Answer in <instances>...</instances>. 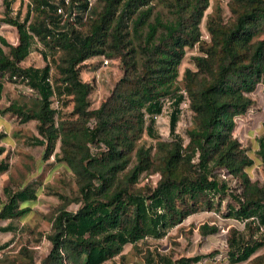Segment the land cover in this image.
<instances>
[{
	"label": "trees",
	"instance_id": "obj_1",
	"mask_svg": "<svg viewBox=\"0 0 264 264\" xmlns=\"http://www.w3.org/2000/svg\"><path fill=\"white\" fill-rule=\"evenodd\" d=\"M5 1L9 9L11 2ZM36 2L35 9L44 14L42 18L30 21L32 9L24 21L13 19L19 32L16 49L0 35V101L5 77L27 81L39 91L41 98L34 106L13 103L5 111L17 115L22 123L39 122L43 138L39 143L46 145L45 158L61 141L63 159L79 179L81 203L76 212L66 206L58 210L54 232L48 237L52 249L41 264H103L121 255L128 244L135 246L147 238L164 237L191 215L215 208L217 196L228 189L217 169L242 179L239 207H230L229 217L244 221L251 234L243 245L230 251L229 258L234 263L264 264V253L253 257L264 247V237H256L264 230V183L250 179L247 168L254 160L233 137L235 118L254 104L250 94L264 83V40L253 43L264 35V0H231L236 21L213 30L211 47L202 44L201 31L210 0H174L173 17L168 20L160 14L152 19V0H105L104 10L85 38L67 27L66 13H59V9L68 7V17L76 10L75 17L82 19L83 13L91 11L89 0ZM144 29L146 36L139 50L119 49L130 42L126 39L131 30L138 36ZM110 35L116 41L117 52L106 51ZM35 39L49 51L63 50L66 54L58 65V87L59 94L73 98L70 119L56 121L50 66L20 65L30 55ZM197 44L202 52L194 57L198 70L188 69L187 77L194 81L200 73H206L210 80L198 88L187 86L196 114L195 126L188 133L189 143L184 146L179 137L171 142L159 141L158 152L163 155L157 169H152V148L141 146L136 150V164L125 173L144 134L154 136L155 117L161 114L167 98L176 102L171 116V133L175 134L179 105L184 99L176 86L179 66L186 48ZM3 46L10 48L9 53ZM106 52L109 57L122 58L124 75L111 95L91 109L92 85L80 74L85 61ZM260 148L264 162V139ZM5 150L0 146V156ZM8 169L9 163H0V175ZM144 172H157L160 178L155 186L134 190ZM37 199V191L30 187L11 194L0 208V222L27 216ZM0 231H12V227H0ZM217 231L216 226H201L204 236ZM22 253L29 257L26 264H35L27 248ZM201 259L200 255L164 259L160 264H197Z\"/></svg>",
	"mask_w": 264,
	"mask_h": 264
},
{
	"label": "rangeland",
	"instance_id": "obj_2",
	"mask_svg": "<svg viewBox=\"0 0 264 264\" xmlns=\"http://www.w3.org/2000/svg\"><path fill=\"white\" fill-rule=\"evenodd\" d=\"M11 6L8 9L5 0H0V35L5 37L11 48L16 49L19 44V32L13 19L24 21L28 11H31L30 21L42 18L43 13L35 9L36 0H9ZM59 3L60 0H54ZM68 3V1H66ZM174 0H152L154 14H160L165 20L173 17ZM91 11L83 13L82 19L68 17L70 10L63 7L66 13L67 27H71L82 37L91 34L93 25L99 19L104 10L105 0H89ZM237 14L231 6V0H210V6L205 12L201 23L202 44L211 47L214 44L213 30L229 27L236 21ZM64 23V20L63 22ZM70 25V26H69ZM212 29V30H211ZM146 29L140 35L131 33L124 45L119 49L139 50L144 44ZM264 40V35L258 36L253 43ZM106 51H115L116 41L113 36L108 37ZM9 53L10 48L3 46ZM105 54L92 57L84 62L81 71V79L92 85L89 96L91 109L98 108L112 93L116 83L124 75V64L120 56L109 57ZM200 45L186 48V55L179 66V76L176 86L184 95L179 105V121L176 132L171 133V116L176 109V102L172 98L164 100L163 110L155 117L153 127L154 136L147 132L137 143L132 153L131 163L127 171L132 169L137 162L136 150L143 146L152 148V169L160 167L162 152H158L159 141L171 142L177 137L183 140L184 146L189 143V131L195 126V112L191 104L192 99L187 91L188 85L200 87L210 80L206 73L191 81L187 77V70L196 72L195 56L201 55ZM66 54L63 50L49 51L35 39L31 53L20 65L23 68H44L50 66V83L55 91L52 106L57 110L56 121L72 118L74 102L72 96L59 94L60 85L58 65L64 61ZM141 61L140 55L137 56ZM105 60H109L106 65ZM1 79V78H0ZM4 83L3 98L0 101V146L5 147V152L0 156V163H9V169L0 175V208L8 201L11 194L23 190L26 187L35 189L38 199L32 203L33 211L22 219L6 220L0 222V227H12V231H0V264H26L29 257L22 253L27 248L33 254L35 264H41L42 260L50 253L52 243L49 236L53 234L54 217L62 206L67 210L76 212L79 202V179L63 159L61 141L57 142L54 153L45 158L46 145L39 143L43 139L39 133V122L29 121L22 123L20 118L12 112L5 111L13 103L27 104L32 107L41 98L38 90L30 87L26 81L11 80L8 77L2 79ZM254 104L241 116L235 118L236 127L233 137L241 143V147L254 160V164L247 168L252 181L264 183V162L261 160L260 141L264 139V83H260L255 92L250 94ZM149 122V120H148ZM95 152L96 148L92 147ZM221 180L227 184V191L217 196L216 206L213 210H203L191 215L182 223L167 231L162 238H147L137 245L128 244L121 255L103 264H160L164 259H179L181 257L202 256L197 264H253L252 261L234 263L229 258L230 251L243 245L251 237L250 231L242 220L229 217L230 207H239L237 197L243 190V182L239 177L230 175L225 169L215 171ZM144 172L138 182L132 187L134 190L147 189L155 186L159 175ZM123 177V175H121ZM208 224L218 227L216 233L204 236L201 226ZM256 237H264V230ZM264 253V247L256 255ZM252 257V258H253Z\"/></svg>",
	"mask_w": 264,
	"mask_h": 264
},
{
	"label": "built area",
	"instance_id": "obj_3",
	"mask_svg": "<svg viewBox=\"0 0 264 264\" xmlns=\"http://www.w3.org/2000/svg\"><path fill=\"white\" fill-rule=\"evenodd\" d=\"M59 13H63V8H60V9H59ZM105 63H106V65H108L109 60H105Z\"/></svg>",
	"mask_w": 264,
	"mask_h": 264
}]
</instances>
